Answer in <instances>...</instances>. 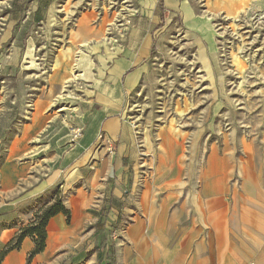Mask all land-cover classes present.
Listing matches in <instances>:
<instances>
[{
  "label": "rangeland",
  "instance_id": "1",
  "mask_svg": "<svg viewBox=\"0 0 264 264\" xmlns=\"http://www.w3.org/2000/svg\"><path fill=\"white\" fill-rule=\"evenodd\" d=\"M129 48L140 78L114 85ZM47 93L72 143L118 115L96 140L127 155L43 264H264V0H0V158Z\"/></svg>",
  "mask_w": 264,
  "mask_h": 264
},
{
  "label": "crops",
  "instance_id": "2",
  "mask_svg": "<svg viewBox=\"0 0 264 264\" xmlns=\"http://www.w3.org/2000/svg\"><path fill=\"white\" fill-rule=\"evenodd\" d=\"M79 35V32L74 33V40ZM138 55L132 49H127L125 55L110 67L109 82L118 85L123 81L124 74L133 69L125 77L126 85L131 87L130 83L138 80L141 74L134 63ZM71 57L63 59L66 65ZM102 58L104 65L113 59L109 53ZM57 62H54L53 68L59 65L60 61ZM55 71L53 80L57 81L58 72ZM54 95L47 93L36 99V109L29 116L33 117L16 130L11 129L12 134L0 158L1 245L9 242L22 227L28 225L37 211L51 204L61 190L63 204L72 214L73 220L79 219L80 213H86L92 206L100 209L106 205L110 197L105 190L109 171L113 169L112 165L121 167L127 155L125 148L119 154L109 153L107 147L99 146L96 140L101 130L112 138L119 135L124 123L116 114L107 118L95 117L91 127L72 143L70 125L66 122L56 125L55 115L47 108ZM65 111L69 118L79 115L78 107L75 106L67 107ZM91 163L98 166L93 167L88 176H84L83 167ZM60 164L68 166L70 171L61 174ZM69 233L75 234L72 218L68 221L63 213L51 217L47 224L46 248L36 254L29 264H43L53 244L59 243ZM34 246L33 238L26 236L20 249L11 251L1 264H28V254Z\"/></svg>",
  "mask_w": 264,
  "mask_h": 264
},
{
  "label": "trees",
  "instance_id": "3",
  "mask_svg": "<svg viewBox=\"0 0 264 264\" xmlns=\"http://www.w3.org/2000/svg\"><path fill=\"white\" fill-rule=\"evenodd\" d=\"M63 213L67 216L69 220V210L65 207L60 197H57L51 204L44 206L34 215L33 220L26 226L22 227L20 231L16 234L6 248L2 251L0 255V260L4 255L15 249L19 248L22 240L26 236L33 238L35 246L29 253L28 262L30 263L32 258L41 252H43L47 245V224L51 217Z\"/></svg>",
  "mask_w": 264,
  "mask_h": 264
},
{
  "label": "bare ground",
  "instance_id": "4",
  "mask_svg": "<svg viewBox=\"0 0 264 264\" xmlns=\"http://www.w3.org/2000/svg\"><path fill=\"white\" fill-rule=\"evenodd\" d=\"M87 20H88V19H87ZM84 26H86V24H84ZM88 26H89V25H88ZM83 28H84V27H83ZM86 30H87V29H86ZM71 52H72V51H71ZM29 55L32 56L33 53L30 52ZM72 55H73V54L71 53V54H70V57H71ZM31 61H32V65H35V64H34V63H35V60L32 59ZM57 63H58V62H57ZM211 158H213V157H211ZM217 159H218V158H217ZM212 160H214V158H213ZM220 162H221V161H220ZM222 164H223V163H222ZM211 166H212L213 169H215V172L221 167V166L219 167V163H218V161H217L216 159H215V161H212V162H211ZM221 170H222V169H221ZM141 206H142V205H141Z\"/></svg>",
  "mask_w": 264,
  "mask_h": 264
}]
</instances>
